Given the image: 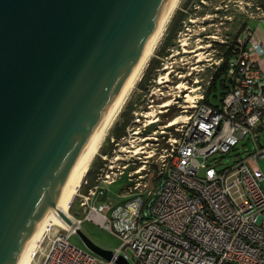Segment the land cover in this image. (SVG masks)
I'll use <instances>...</instances> for the list:
<instances>
[{
    "label": "water",
    "instance_id": "95a60500",
    "mask_svg": "<svg viewBox=\"0 0 264 264\" xmlns=\"http://www.w3.org/2000/svg\"><path fill=\"white\" fill-rule=\"evenodd\" d=\"M170 2L0 0V264L17 263L50 207L73 224L55 203Z\"/></svg>",
    "mask_w": 264,
    "mask_h": 264
},
{
    "label": "built area",
    "instance_id": "2783aa9c",
    "mask_svg": "<svg viewBox=\"0 0 264 264\" xmlns=\"http://www.w3.org/2000/svg\"><path fill=\"white\" fill-rule=\"evenodd\" d=\"M234 1L244 5L247 19L264 14L259 0ZM234 52L228 61L234 85L219 105L202 102L204 96L191 102L190 118L168 138L163 153L155 154L156 174L149 175V159L129 171L117 203L107 192L128 165L113 164L99 185L80 194L87 219L122 241L112 259L71 244L83 223L73 217L71 228L44 239L31 264H119L120 258L128 264H264V85L252 59L263 57L264 47L247 23ZM241 148L244 157L218 167L217 156ZM98 193L105 200L92 205Z\"/></svg>",
    "mask_w": 264,
    "mask_h": 264
},
{
    "label": "rangeland",
    "instance_id": "374dc122",
    "mask_svg": "<svg viewBox=\"0 0 264 264\" xmlns=\"http://www.w3.org/2000/svg\"><path fill=\"white\" fill-rule=\"evenodd\" d=\"M243 7L242 3L234 0L181 1L147 70L110 127L99 154L73 200L70 215L82 220L83 234L99 247L114 251L122 245V241L87 219L88 206H81L80 194L86 195L99 185V178L113 164H117V167L128 165L125 174L107 192L109 199L117 203L128 185L129 171L145 165L144 162L149 159L152 164L149 175L158 172L159 161L155 154L157 151L158 155L163 153L168 138L179 125L166 126L173 118L186 115L183 111L193 108L191 102L198 96H204L202 102L209 98L214 75L229 48L236 47V38L248 18ZM153 62L155 66H151ZM221 91L219 87L217 100L215 95L210 97L213 105L221 103ZM245 149L241 148L223 158L217 156L220 159L218 167L224 168L244 157ZM136 157H140L139 160ZM140 159L143 161L140 162ZM260 166L264 172V159L260 161ZM95 196L98 197L91 199L93 204L90 200L92 205L104 201L106 195L100 196L98 193ZM62 229L53 226L48 236H54ZM70 240L76 248L94 254L79 234H73Z\"/></svg>",
    "mask_w": 264,
    "mask_h": 264
},
{
    "label": "bare ground",
    "instance_id": "6f19581e",
    "mask_svg": "<svg viewBox=\"0 0 264 264\" xmlns=\"http://www.w3.org/2000/svg\"><path fill=\"white\" fill-rule=\"evenodd\" d=\"M181 1L182 0H171V2L169 3L166 12L157 28L152 43L144 58L142 59L138 69L126 85L122 94L119 96V98L116 100L115 104L111 108L106 118L104 127L96 136V138L94 139V141L92 142V144L76 166L71 178L69 179L67 185L65 186L62 192L60 200L55 203L56 206L73 222L74 218L70 215V209L73 200L78 194L79 189L81 188L83 181L87 173L89 172L96 156L99 154L103 142L105 141V138L108 135L110 127L115 122L118 114H120L131 93L136 88L137 84L142 79L145 71L147 70L150 61L154 57L156 50L158 49L162 39L165 36V33L169 27V24L171 23L175 12L179 8ZM190 109L183 111L186 115L173 118L167 126L171 127L186 122L190 118ZM72 225H69L54 207H50L40 219L37 227L35 228L31 238L25 245L16 264H31L34 255L39 250L44 239L48 236L51 227L58 226L63 229H69Z\"/></svg>",
    "mask_w": 264,
    "mask_h": 264
},
{
    "label": "trees",
    "instance_id": "16d2710c",
    "mask_svg": "<svg viewBox=\"0 0 264 264\" xmlns=\"http://www.w3.org/2000/svg\"><path fill=\"white\" fill-rule=\"evenodd\" d=\"M235 44H236V42H235ZM234 50H235V45L229 48L228 52L226 53L225 58L223 59L221 66L218 68V71L214 75L212 85H211V88L209 90V98H207V100H205V103L208 105H213L210 102V97L212 95H215L216 100L218 99L216 96V92L218 91L219 87H221V89H222L221 94H222V98H223V96L226 94L229 87L231 85H234V80L228 76V61L234 55V53H235ZM151 66H155V63L153 62L151 64ZM153 68L154 67H152V69ZM103 199H105V197H103Z\"/></svg>",
    "mask_w": 264,
    "mask_h": 264
},
{
    "label": "crops",
    "instance_id": "0c3cea01",
    "mask_svg": "<svg viewBox=\"0 0 264 264\" xmlns=\"http://www.w3.org/2000/svg\"><path fill=\"white\" fill-rule=\"evenodd\" d=\"M262 5H264V0H259ZM246 23L252 28L254 32L255 40L261 42L264 47V14L262 16H257L255 18H249L246 20ZM252 59L257 61V65L260 67L263 74V81L260 83V86L264 85V56L259 57L253 55Z\"/></svg>",
    "mask_w": 264,
    "mask_h": 264
}]
</instances>
